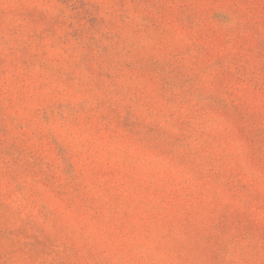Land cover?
Returning a JSON list of instances; mask_svg holds the SVG:
<instances>
[{
  "label": "rangeland",
  "instance_id": "1",
  "mask_svg": "<svg viewBox=\"0 0 264 264\" xmlns=\"http://www.w3.org/2000/svg\"><path fill=\"white\" fill-rule=\"evenodd\" d=\"M0 264H264V0H0Z\"/></svg>",
  "mask_w": 264,
  "mask_h": 264
}]
</instances>
